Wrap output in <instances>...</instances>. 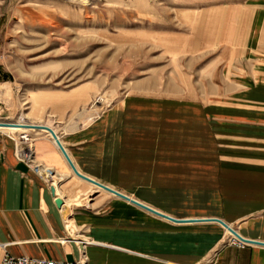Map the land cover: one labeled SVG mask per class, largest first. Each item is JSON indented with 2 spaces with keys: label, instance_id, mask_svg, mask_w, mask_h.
I'll return each instance as SVG.
<instances>
[{
  "label": "crops",
  "instance_id": "obj_1",
  "mask_svg": "<svg viewBox=\"0 0 264 264\" xmlns=\"http://www.w3.org/2000/svg\"><path fill=\"white\" fill-rule=\"evenodd\" d=\"M250 12L244 8L239 14ZM252 13L262 16L261 8ZM244 19H238L242 35ZM260 21L246 27L253 26L247 38L262 62ZM247 38L237 45L251 46ZM256 78L257 87L237 91L234 96L240 99L227 96L212 103L211 110L230 112L234 102L245 103L243 97L264 95V74ZM4 80L0 68V83ZM171 99L130 94L62 144L83 174L184 221H172L107 190L99 191L95 205L104 203L99 209L77 212L69 202L65 216L42 173L33 161L18 157L15 138L0 129V264L6 254L75 261L81 254L79 237L95 242L85 247L89 264H206L214 252L216 258L207 264H264V122L237 124L229 113L204 122L197 103L190 107ZM188 112H193L191 120ZM36 158L51 172L54 167L69 171L66 191L72 192L75 179L82 182L84 194L95 187L75 178L55 140H37ZM58 175L61 182L64 175ZM63 194L68 200L76 196ZM216 219L262 244H226L218 251L227 229ZM80 229L83 234L77 235Z\"/></svg>",
  "mask_w": 264,
  "mask_h": 264
},
{
  "label": "rangeland",
  "instance_id": "obj_2",
  "mask_svg": "<svg viewBox=\"0 0 264 264\" xmlns=\"http://www.w3.org/2000/svg\"><path fill=\"white\" fill-rule=\"evenodd\" d=\"M244 8H261L262 16L240 15ZM243 17L246 24L263 19L264 27V0H0V68L7 80L0 83V106L8 108H0V122L40 123L57 129L63 142L130 94L197 103L204 122L226 113L237 124L264 122V95L243 97L245 103L234 102L230 112L210 108L227 96L240 99L234 94L257 87L256 76L264 74L257 46L248 40L253 26L244 23L240 34ZM243 37L251 46L237 45ZM29 138L19 148H31L38 165L37 140L53 138L36 129ZM68 172L54 167L56 180H46L64 212L69 202L77 212L99 209L104 203H95L104 189L90 186L84 194L75 179L72 192L66 191ZM62 189L75 198L66 199ZM238 240L226 230L218 251Z\"/></svg>",
  "mask_w": 264,
  "mask_h": 264
},
{
  "label": "water",
  "instance_id": "obj_3",
  "mask_svg": "<svg viewBox=\"0 0 264 264\" xmlns=\"http://www.w3.org/2000/svg\"><path fill=\"white\" fill-rule=\"evenodd\" d=\"M13 125H16V123H12V122H0V126H13ZM34 128H37V129H42V130H46L50 133V135L52 136V138L56 141V144L58 145V147L60 148V150L62 151L63 155L65 156V158L67 159L69 165L71 166L72 170L74 171V173L80 177L81 179H84L104 190H107L109 192H112L124 199H127V200H130L131 202H133L134 204L146 209V210H149L155 214H158L160 216H163V217H166L172 221H184V220H180V219H177V218H173L171 216H168V215H165L163 214L162 212H159L157 210H155L154 208H151L135 199H132L130 198L129 196H127L126 194H123L122 192L118 191V190H115L109 186H107L106 184H103L85 174H83L82 172L79 171V169L77 168L76 164L74 163V161L72 160L70 154L68 153L67 149L65 148V146L62 144V141L60 140V138L58 137V134L55 133V131L53 129H51L50 127L46 126V125H42V126H33ZM52 190L54 192V194H56V191H55V188L52 187ZM59 204V202H58ZM60 205V204H59ZM61 206V205H60ZM217 221H219L222 225H224V227L226 229H228L230 232H232L236 237H238L240 240L242 241H246V242H249V243H260L262 244V242H257L255 240H250V239H247V238H244L243 236H241L233 227H231L229 224H227L226 222H224L223 220L221 219H216Z\"/></svg>",
  "mask_w": 264,
  "mask_h": 264
},
{
  "label": "built area",
  "instance_id": "obj_4",
  "mask_svg": "<svg viewBox=\"0 0 264 264\" xmlns=\"http://www.w3.org/2000/svg\"><path fill=\"white\" fill-rule=\"evenodd\" d=\"M13 139V136H10ZM28 138L25 140L27 142L30 141L29 136H27ZM15 144H16V151H17V155L19 158L26 160V161H32V158L28 157L25 155L24 153V149L22 150L19 148L22 144V139L20 138V140H14ZM78 245L80 246V250H81V254L80 257L75 260V261H63V260H52V259H38V258H31V257H27V256H20V257H16L13 256L11 254H6L2 260V264H89V260L88 257L86 255L85 252V247L88 246L90 244L89 241H82L80 239L76 240ZM248 242L246 241H233L230 244H235L239 247H243L247 244Z\"/></svg>",
  "mask_w": 264,
  "mask_h": 264
},
{
  "label": "bare ground",
  "instance_id": "obj_5",
  "mask_svg": "<svg viewBox=\"0 0 264 264\" xmlns=\"http://www.w3.org/2000/svg\"><path fill=\"white\" fill-rule=\"evenodd\" d=\"M3 90V89H2ZM9 122H12V123H16V125H13V126H0V129H5L7 132H9V134H18L20 136V138L22 139L23 142H26L25 140L28 138L27 136L30 135V131L32 129H36L38 130L37 128H34L33 126H42L40 124H30L28 122H25L23 121V118H20L19 120L17 121H9ZM49 127V126H48ZM51 129H53L52 127H50ZM46 131V130H45ZM48 132V131H47ZM49 133V132H48ZM56 133V132H55ZM16 136V135H15ZM17 137V136H16ZM16 137L15 140H20L17 139ZM54 141V140H53ZM56 142V141H55ZM58 146V145H57ZM59 148V147H58ZM60 149V148H59ZM62 152V151H61ZM24 153L26 156L32 158V161L34 163V166L37 167V169L42 173V175L45 177V179L48 181V182H51L53 184V182L56 180L55 177L52 175L51 173V169L50 168H47L46 166H43L41 164H38L37 165V162H36V159H34V152L32 151L31 148H25L24 149ZM55 188V187H54ZM99 188V187H98ZM55 191H56V188H55ZM57 196V192L55 194ZM59 195V194H58ZM69 211V208H66L65 209V212L68 213ZM228 230V229H227ZM228 232L235 236L232 232H230L228 230Z\"/></svg>",
  "mask_w": 264,
  "mask_h": 264
}]
</instances>
